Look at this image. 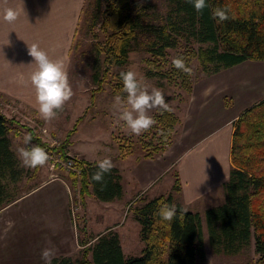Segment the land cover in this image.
<instances>
[{
    "label": "trees",
    "instance_id": "1",
    "mask_svg": "<svg viewBox=\"0 0 264 264\" xmlns=\"http://www.w3.org/2000/svg\"><path fill=\"white\" fill-rule=\"evenodd\" d=\"M206 3L208 7L198 13L187 0H168L159 24H143L142 16L132 6L134 0H106L100 23L104 41L96 48L91 81L97 83L99 73L110 74L114 93L125 99L120 73L127 71L124 67L131 43L139 34L146 35L147 77L162 75V72L156 74L153 65L157 60L163 61L166 51L175 48L178 40L211 45L209 49L198 48L192 54L207 74L245 60L264 61V0H206ZM217 7L228 9V20L218 22L213 18V9ZM208 65L212 67L210 70L206 68ZM114 68L118 71L112 74ZM155 120L167 128L162 136H157L156 144H159L173 126L175 117L170 112L161 111ZM13 124L0 113V209L16 200L9 189L23 177V169L7 136ZM148 140L139 141L143 158L162 151V146L151 147L152 140ZM118 146L120 158L131 154L132 151L123 149V145ZM63 149L61 145L60 159L70 162L76 169L77 173L70 174V178L78 185L81 198L91 195L99 202L120 198V177L116 169L105 174L102 188L92 179L98 164L68 157ZM229 161L228 176L221 186L223 202L207 208L202 214L206 242L213 254L231 256L252 244L257 259L251 264H264V99L245 110L232 123ZM173 178L171 191L177 193V176L174 174ZM140 199L132 210V219L138 225L137 237L142 245L139 256L124 257L116 233L109 230L95 238L81 240L83 248L77 262L61 256L53 258L52 264H197L204 261V239L197 213L184 212L173 201L171 193ZM164 203L177 208L178 217L171 223L154 215ZM181 215L183 219L179 218Z\"/></svg>",
    "mask_w": 264,
    "mask_h": 264
},
{
    "label": "rangeland",
    "instance_id": "2",
    "mask_svg": "<svg viewBox=\"0 0 264 264\" xmlns=\"http://www.w3.org/2000/svg\"><path fill=\"white\" fill-rule=\"evenodd\" d=\"M76 3L80 4L79 16L74 25L73 38L65 62L68 80L74 95L65 103L63 109L58 111L54 119L45 121L36 111V106L23 104L19 100L16 101L0 94V113L14 123L7 135L10 148L17 158L19 166L23 169V177L9 190L17 200L24 198L22 203L14 204L12 202L0 210L1 264L12 262L11 253L8 254V246L14 239L15 229L22 228L18 227L20 225H17L16 218L13 216L14 212L21 216L17 215V219L22 218V214L25 213L30 214L32 220L30 224L25 225L26 232L22 231V233L28 234L27 232L30 230L29 236L32 238L30 241L31 259L27 260L26 264H35L38 260H42L38 251L46 247L55 249L54 258L64 256L72 262H77L83 248L80 246V241L88 240L93 235L100 233L103 228H108L117 221L119 213L118 210L112 208L115 203L111 207L110 204L99 203L87 195L82 198L79 196V187L73 184L70 178V174L77 173L76 169L71 163L67 165L60 159L59 147L61 145L64 147V154L68 157L97 163L108 157L114 163L120 159L118 144L123 145V149L131 150L132 155L141 157L144 151L141 150L139 141L149 138L148 141L152 140L151 144H153L151 147L162 146V151L158 152L160 154L175 141L182 129L183 110L192 86L194 89L200 88L202 86L200 82L212 75L203 72L202 65L195 56L192 57L198 48L209 49L211 45L178 40L175 48L166 51L165 59L157 60L153 65L156 74L162 72V75L147 77L145 70L148 67L145 61L149 59V55L145 51L146 35H137L131 43L124 69L135 71L138 78H142L143 82L150 86V89L155 87L162 91L165 101L172 108L170 113L175 117V122L165 138L156 144L157 136L159 134L162 136L167 128L166 126L161 127V123L158 124L155 120L157 113L161 111L153 109L149 115L156 123L139 136L131 133L126 123L118 118L119 112L113 107L118 95L114 93L111 75L99 73L98 82L91 81L96 48L104 41L100 23L103 21L102 13L106 0H77ZM96 4H99L98 8L95 7ZM167 4L168 0H134L132 6L142 16L143 24L148 22L159 24ZM176 57L184 58L186 66L191 69L190 74L173 66L172 60ZM98 58L101 61V55ZM206 68L210 70L212 67L208 65ZM117 71L115 68L111 69L112 74ZM121 100L126 102V98H121ZM72 129L74 130L72 131ZM29 133L33 136L30 145H39L49 155L48 162L35 169L23 167L17 154L19 147H25L23 138ZM48 199L46 206L38 205ZM139 200L141 199L137 198L131 202L127 210L123 209V215H125L121 219L125 221L122 227L117 230L124 257L140 255L142 245L136 239L138 229L132 224L134 221L132 210L138 206ZM25 205L32 207L24 208ZM61 222L66 225L65 232L58 229V224ZM54 229H57L58 232ZM19 232L17 231V236ZM202 233L205 257L203 262L197 264H251L257 259L252 244L236 255L213 254L206 242L204 223ZM38 234L43 237L41 247L36 239ZM66 235L67 239L72 236L71 242L67 241L63 244L61 239ZM87 257L89 259V254ZM40 263L44 264V261L42 260Z\"/></svg>",
    "mask_w": 264,
    "mask_h": 264
},
{
    "label": "crops",
    "instance_id": "3",
    "mask_svg": "<svg viewBox=\"0 0 264 264\" xmlns=\"http://www.w3.org/2000/svg\"><path fill=\"white\" fill-rule=\"evenodd\" d=\"M76 2L77 0H0L1 95L36 106L38 111L36 92L30 82L36 64L28 55V47L37 44L51 60L65 64L74 25L79 16L80 4ZM9 7L19 14L16 22L11 24L4 20V11ZM200 83V88L194 89L192 86L183 110L182 129L171 145L152 157L128 154L113 163V168L120 177L121 196L110 202H97L110 204L111 207L115 203L112 208L118 210L119 220L116 219V222L103 228L104 231L100 230L92 238L110 230L117 234L119 241L117 230L125 221L121 219L125 215L123 209L127 210L137 198L151 199L171 193L173 201L183 210L187 209L200 216L201 226L204 223L203 212L223 202L221 186L230 169L232 123L245 110L264 99V61H242L220 69ZM174 174L179 184L177 193L171 191ZM22 200L16 199L13 203L20 204ZM48 201L49 199L38 205L46 206ZM17 215L19 214L14 212L17 225L22 228L15 229L16 234L9 243L8 254L11 253L10 264H26L31 259L32 238L29 236L30 230L28 234L22 231L26 232L25 225L32 220L30 214L23 213L22 218L18 219ZM132 224L138 229L135 221ZM58 229L65 232L66 225L61 222ZM17 231H20L18 236ZM54 231L58 232L57 229ZM71 238L72 236L67 239L66 235L61 243L71 242ZM36 239L41 247L43 237L38 234ZM136 239L140 243L137 233ZM38 252L40 256L41 251ZM1 262L0 257V264ZM40 262L42 260L35 264H42Z\"/></svg>",
    "mask_w": 264,
    "mask_h": 264
},
{
    "label": "clouds",
    "instance_id": "4",
    "mask_svg": "<svg viewBox=\"0 0 264 264\" xmlns=\"http://www.w3.org/2000/svg\"><path fill=\"white\" fill-rule=\"evenodd\" d=\"M187 2L198 13L208 7L206 0H187ZM18 15L14 8H6L4 20L9 24L14 23L18 19ZM212 15L218 22L229 19L227 8L217 7L213 9ZM28 55L33 58L36 64V68L30 76V82L36 92L38 112L43 120L51 121L74 95L68 80L66 66L61 61L51 60L47 53L40 49L37 44H32L31 47H28ZM172 64L178 70L189 74L191 72V69L186 66L183 57L174 58ZM120 77L123 91L127 94L126 102H123L118 96L115 98L113 107L119 112L118 118L126 123L131 133L139 136L147 132L156 123L152 116L149 115L151 110L172 111V108L165 101V95L162 91L155 87L150 89V86L144 83L142 78H138L135 71L121 72ZM32 140L33 136L31 133L25 135L23 138L25 147H19L17 154L23 167L35 169L44 166L49 160V155L39 145H30ZM113 167L114 164L110 158L106 157L100 160L92 179L100 183L103 188L104 176L110 173ZM186 211L187 209L184 210V212ZM154 215L168 223L178 217L176 206L167 203L162 204ZM179 218L183 219V215ZM40 255L44 264H52L55 249L50 247L43 248Z\"/></svg>",
    "mask_w": 264,
    "mask_h": 264
},
{
    "label": "built area",
    "instance_id": "5",
    "mask_svg": "<svg viewBox=\"0 0 264 264\" xmlns=\"http://www.w3.org/2000/svg\"><path fill=\"white\" fill-rule=\"evenodd\" d=\"M67 165H70V162H67Z\"/></svg>",
    "mask_w": 264,
    "mask_h": 264
}]
</instances>
